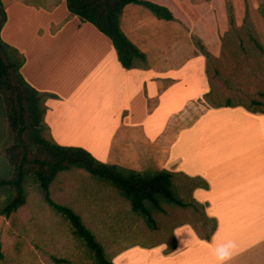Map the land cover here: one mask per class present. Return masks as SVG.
Listing matches in <instances>:
<instances>
[{"label":"crops","instance_id":"obj_1","mask_svg":"<svg viewBox=\"0 0 264 264\" xmlns=\"http://www.w3.org/2000/svg\"><path fill=\"white\" fill-rule=\"evenodd\" d=\"M0 1V39L23 56V79L56 96L45 103L44 122L57 145L104 164L168 170L209 185L191 197L207 203L205 215L217 222L210 241L181 225L171 249L130 245L113 255L114 264H264V114L198 103L210 91L206 58L191 43L201 24L177 16L191 1L146 0L167 8L172 21L138 5L123 8L120 30L146 57L145 67L130 70L105 35L69 14L65 0ZM191 85L200 88L184 97Z\"/></svg>","mask_w":264,"mask_h":264},{"label":"rangeland","instance_id":"obj_2","mask_svg":"<svg viewBox=\"0 0 264 264\" xmlns=\"http://www.w3.org/2000/svg\"><path fill=\"white\" fill-rule=\"evenodd\" d=\"M183 1H191L192 6L182 2V14L179 11L176 15L201 24V29L191 35L196 50L193 53L199 50L196 47L198 41L208 54L205 62L211 94L204 100L209 105L202 101L198 103L211 108L230 101L232 105L259 109L252 101L260 99L259 94L264 92V0ZM199 88V85H191L184 97L192 96ZM195 116L192 110V119ZM174 122V128L178 130L182 123L179 118ZM6 128L2 115L0 179L7 177L3 159V149L9 142ZM91 145L99 148L95 141ZM172 182L175 195L191 202L194 184L179 173ZM49 192L55 203L70 207L81 217L109 257L130 245H165L171 249L175 227L189 225L203 235L212 226L205 217L203 206L180 208L162 200V211L151 209L156 226L152 230L143 218L131 211L129 203L120 197L117 189L82 169L58 174ZM24 193L22 207L8 218L0 215V264H94L84 243L73 235L65 220L49 209L38 185L29 177L24 182ZM3 199L0 188V204Z\"/></svg>","mask_w":264,"mask_h":264},{"label":"trees","instance_id":"obj_3","mask_svg":"<svg viewBox=\"0 0 264 264\" xmlns=\"http://www.w3.org/2000/svg\"><path fill=\"white\" fill-rule=\"evenodd\" d=\"M70 15L78 17L81 22H88L112 43L118 62L126 70L145 67L146 57L122 33L119 20L123 8L128 4L141 6L160 20L172 21V13L165 7L146 0H65ZM231 17V16H230ZM6 21L4 7L0 1V30ZM196 47L205 58L207 52L196 41ZM24 58L15 49L0 39V117L4 115L9 142L3 149L7 177L0 179V188L4 199L0 204V215L8 218L25 204L24 182L29 177L36 183L43 195V201L49 209L65 220L75 237L80 239L92 255L94 264H114L112 257L105 255L102 246L94 235L83 224L81 217L70 207L55 203L50 198L49 187L58 174L71 169H82L91 177L109 184L117 189L123 200L129 203L131 211L144 219L146 225L155 230V221L151 209L162 211V200L169 205L180 208L208 206L192 197L191 202L178 198L172 182L175 174L168 170L139 173L117 165L104 164L96 160L81 148L62 147L57 145L49 135L44 122L48 99L55 95L39 92L31 87L22 77L20 68ZM210 91L204 96L209 98ZM252 104L259 109H249L242 105H232L227 101L223 105H212L211 108L242 107L246 111L264 114V92L259 94ZM206 104L207 101H205ZM181 174V173H179ZM192 185L193 189L208 190V183L200 177H189L181 174ZM212 223L209 232L196 235L210 241L217 228L214 218L205 215ZM2 255L0 253V259ZM60 262V260H55Z\"/></svg>","mask_w":264,"mask_h":264}]
</instances>
